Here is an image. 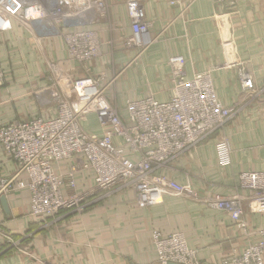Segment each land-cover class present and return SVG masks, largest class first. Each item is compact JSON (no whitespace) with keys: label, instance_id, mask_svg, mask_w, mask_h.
Instances as JSON below:
<instances>
[{"label":"crops","instance_id":"crops-1","mask_svg":"<svg viewBox=\"0 0 264 264\" xmlns=\"http://www.w3.org/2000/svg\"><path fill=\"white\" fill-rule=\"evenodd\" d=\"M110 2L109 20L92 26L100 28L102 44L93 71L109 77L110 68L119 70L114 94L119 96L117 103L124 116L128 99L150 93L158 99L168 97L173 79L170 60L178 56L185 59L188 76L211 71L219 99L226 105L237 104L238 111L220 131L166 170L196 190L198 199L167 193L162 201L143 206L135 190L116 189L95 193L83 211L70 209L40 217L31 214L30 190L15 189L6 197L9 211H0V264H161L153 242L156 229L183 232L189 245L197 249V264H230L243 251L246 232L264 226V210L247 198L243 229L227 211L202 199L213 193L248 196L239 186L240 174L264 171V0H142L156 40L139 56L136 49L124 48L122 35L131 34L124 0ZM19 35L23 40L33 38L17 23L0 33V64L3 70L15 71L6 75L7 82L0 89V125L32 118L39 111L45 118L57 115L55 105L38 108L34 103L40 100L39 91L32 95L49 85L51 64L43 60L44 52L53 66L56 63L68 75L84 73L57 35L36 39L34 46L26 48L33 51L36 47V56L31 53L26 61L8 62L7 42L18 49L24 47L22 39L16 40ZM240 67L254 76L253 92L241 91ZM24 85L32 87L30 97L23 96ZM220 132L226 134L231 148L229 165L218 159ZM67 167V162L55 165L56 172ZM16 172L17 165L0 142V177H12ZM18 179L27 181L28 175L21 173ZM77 180L81 188H88L93 184V172H80ZM4 234L16 235V239L12 237L15 241L28 237L27 248L17 247L8 254ZM258 237L257 233L251 235L252 240Z\"/></svg>","mask_w":264,"mask_h":264},{"label":"built area","instance_id":"built-area-1","mask_svg":"<svg viewBox=\"0 0 264 264\" xmlns=\"http://www.w3.org/2000/svg\"><path fill=\"white\" fill-rule=\"evenodd\" d=\"M124 3L131 29L130 35H122L124 48L136 49L139 56L156 40L151 34L152 22L142 0ZM110 8V0H0V33L12 30L17 23L35 39L57 35L70 59L84 71L75 76L61 71L60 93H53L56 116H34L0 125V142L18 164L16 175L0 177V211L2 196L25 187L31 193V214L37 216L83 211L91 205L89 197L116 189L135 190L143 206L162 201L167 193L200 198L196 190L166 170L220 131L234 115L233 107L219 100L211 71L188 76L185 59L178 56L170 60L173 79L168 97L158 99L150 93L128 99L124 116L108 94L117 76L104 84V76L93 71L102 44L100 28L92 26L109 20ZM116 24L123 33L120 22ZM53 69L59 71L60 67L54 63ZM239 77L244 91L252 87L250 73L242 70ZM4 80L0 64V86ZM216 147L219 162L229 165L232 157L227 137L222 136ZM60 162H67L68 167L56 172L55 165ZM87 171L93 172V184L81 188L77 175ZM21 173L28 175L27 181L17 180ZM239 186L249 195L213 193L201 199L227 211L246 229L244 201L249 198L264 210V171H243ZM253 233L258 239H251ZM246 234L243 251L232 257L230 264H264V226ZM153 242L161 264L198 262L197 249L189 245L183 232L156 229Z\"/></svg>","mask_w":264,"mask_h":264},{"label":"rangeland","instance_id":"rangeland-1","mask_svg":"<svg viewBox=\"0 0 264 264\" xmlns=\"http://www.w3.org/2000/svg\"><path fill=\"white\" fill-rule=\"evenodd\" d=\"M22 28V27H21ZM25 32H27L26 30H25ZM18 37V36H17ZM33 37V36H32ZM37 39H39L37 36H35ZM22 38H20V35H19V37L16 39V40H21ZM24 39V38H23ZM22 39V40H23ZM13 40V39H12ZM15 40V39H14ZM36 39L35 38H32V39H29V38H26L25 40H23V43H24V47H20V49H18L17 48V46H16V44H14V43H10V46L8 45V42L6 43V46H8V48H7V50H8V53L6 54V58H7V61L8 62H11V61H13V62H15V60H17V59H19V61H26V59H27V57H28V55H30L31 53L32 54H34L33 52L36 50V47L34 48V50L32 51V50H28L27 51V49H30V47L31 46H34L35 45V42H33V41H35ZM20 44H22V42H19ZM151 46V45H150ZM27 48V49H26ZM17 50V51H16ZM10 51V52H9ZM44 52V51H43ZM35 54H36V52H35ZM34 54V56H36ZM21 56L24 58H21ZM43 56H44V58H43V60L44 61H47V63H50L51 64V69L49 70V85L48 86H46V87H42V88H39V89H37L36 91H34L33 93H32V95L34 96V95H36V93L39 91V98H40V100H38V101H35L34 103L37 105L38 104V108H41V107H46V106H57V100H55V98L53 97V93H55V92H59L60 93V91H59V89L61 88L60 86H59V83H60V78L62 77L60 74H61V71H62V68H60L59 69V71H58V69H53V63H52V61L49 59V56L47 55V51H46V53L44 52V54H43ZM56 64V63H55ZM56 66H58L57 64H56ZM60 67V66H59ZM242 70H244L243 68H238V70H237V74H238V81H239V83H240V89H241V91H243V89H242V86H241V81H240V72L242 71ZM110 71H111V74H110V76L109 77H106V76H104V80H103V82H104V84H108L109 82H111L112 80H113V78L115 77V75L117 76V78L115 79V81L109 86V90H108V94L109 95H111V97H112V102L113 103H115V104H118L117 102H119V96H117L116 97V95L114 94L115 93V89H116V83H117V81L119 80V76H120V72H119V70H116V69H111L110 68ZM4 72H5V80H4V84L2 85V86H0V89L1 88H3L4 86H5V83L7 82V77H6V75L7 74H9V72H15V71H9V70H4ZM58 72H60V73H58ZM119 72V73H118ZM248 72V71H247ZM51 73V74H50ZM123 73V72H122ZM121 73V74H122ZM249 73V72H248ZM63 74H66V72L65 73H63ZM67 75V74H66ZM65 75V76H66ZM70 76V75H69ZM253 76V75H252ZM172 81V80H171ZM172 83V82H171ZM117 85H118V83H117ZM7 86V85H6ZM24 88L22 89V91H23V96L25 95L26 97H30L29 95L31 94L30 93V91H31V88L32 87H30L29 85H24L23 86ZM214 88H215V85H214ZM256 88V82H255V79H254V76H253V84H252V87L250 88V89H248V90H253L254 91V89ZM215 90H216V88H215ZM247 90V91H248ZM252 91V92H253ZM61 93H62V91H61ZM216 93H217V91H216ZM114 94V95H113ZM217 96H218V94H217ZM110 97V96H109ZM219 98V97H218ZM49 100V101H48ZM220 100V99H219ZM221 101V100H220ZM222 102V101H221ZM222 104L223 105H226V104H224L223 102H222ZM119 106V105H118ZM226 106H230V107H233V113L234 114H236V112L238 111V105L237 104H234V105H226ZM120 111H121V109H120ZM39 114H41V111H39V113L37 114V116H40ZM234 116V115H233ZM232 116V117H233ZM22 119H24V118H22ZM16 120V119H15ZM218 132V131H217ZM227 137L226 136V134L224 133V132H220V137ZM228 139V138H227ZM15 162V161H14ZM15 164L17 165V167H18V164L15 162ZM18 180H20V179H18ZM23 181H25V180H23ZM17 182V180H15V183ZM14 183V184H15ZM12 192H13V190H12ZM9 193H11V191L9 192ZM8 193V194H9ZM30 211H31V204H30ZM35 216H37V215H35ZM38 216H40V217H42L43 215H38ZM4 236L6 237V239H7V241L9 242V245L7 246L8 248H7V250L6 251H10V250H14V251H16L18 248L17 247H19V249H22L23 247L24 248H27L26 247V245H27V243H29L28 242V240H26L28 237H24L23 236V239L21 240V241H15V240H13V238L12 237H14V239H16L15 238V236L16 235H12V234H4ZM21 236V235H20ZM17 237V236H16ZM15 241V242H14ZM22 245H25V246H22ZM11 252L12 251H10V252H8V254H11ZM159 261V260H158Z\"/></svg>","mask_w":264,"mask_h":264},{"label":"water","instance_id":"water-1","mask_svg":"<svg viewBox=\"0 0 264 264\" xmlns=\"http://www.w3.org/2000/svg\"><path fill=\"white\" fill-rule=\"evenodd\" d=\"M1 204H2V208H4L6 212H8L9 211V206H8V202H7L6 196H2L1 197ZM169 264H177V263H169Z\"/></svg>","mask_w":264,"mask_h":264}]
</instances>
